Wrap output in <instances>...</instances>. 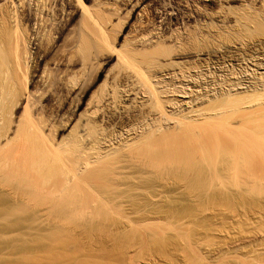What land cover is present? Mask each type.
I'll use <instances>...</instances> for the list:
<instances>
[{
    "label": "rangeland",
    "instance_id": "374dc122",
    "mask_svg": "<svg viewBox=\"0 0 264 264\" xmlns=\"http://www.w3.org/2000/svg\"><path fill=\"white\" fill-rule=\"evenodd\" d=\"M0 73V264H264V0H0Z\"/></svg>",
    "mask_w": 264,
    "mask_h": 264
},
{
    "label": "bare ground",
    "instance_id": "6f19581e",
    "mask_svg": "<svg viewBox=\"0 0 264 264\" xmlns=\"http://www.w3.org/2000/svg\"><path fill=\"white\" fill-rule=\"evenodd\" d=\"M137 2H138V1H137ZM81 5H82V4H81ZM82 10L85 12V11L87 10V8H86L85 6L82 5ZM166 15H167V14H166ZM85 28H86V27H85ZM86 29H87V28H86ZM83 32H84V31H83ZM85 32H86V31H85ZM88 36H89V35H88ZM16 38H17V37H16ZM18 38H19V37H18ZM18 38H17V39H18ZM23 42H24V41H23ZM25 42H26V41H25ZM80 42L82 43V41H80ZM83 43H84V42H83ZM18 44H19V43H18ZM80 45H81V44H80ZM17 47H18V46H17ZM24 47H25V46H24ZM15 48H16V46H15ZM28 51H29V50H28ZM199 59H200V58H199ZM20 60H21V59H20ZM22 61H23V60H22ZM18 62H19V61H18ZM24 63H25V62H24ZM23 66H24V65H23ZM161 66H162V65H161ZM21 67H22V66H21ZM17 68H18V67H17ZM24 68H25V67H24ZM159 68H160V67H159ZM8 71H9V70H8ZM20 71H21V70H20ZM5 73H7V72H5ZM11 73H12V72H11ZM0 74H1V73H0ZM23 74H24V76H26L25 73H23ZM1 76L4 78V76H3L2 74H1ZM199 77H200V76H199ZM127 78H128V77H127ZM0 79H1V78H0ZM7 79H8V78H7ZM7 79H6V80H7ZM24 80H25V79H24ZM1 81H2V79H1ZM3 82H5V80H4ZM25 82H26V81H25ZM16 83H17V82H16ZM3 84H4V83H3ZM7 84H8V83H7ZM22 84H23V83H22ZM103 85H105V84L103 83ZM115 86H116V85H115ZM110 88H111V87H110ZM180 88H181V87H180ZM105 89H106V88H105ZM111 89H112V88H111ZM127 89H128V88H127ZM115 90H116V89H115ZM191 90H192V89H191ZM0 91H1V87H0ZM1 92H2V91H1ZM112 93L114 94V92H112ZM131 93H132V92H131ZM119 96H120V94H119ZM135 99H136V98H135ZM1 101H2V100H1ZM2 102H3V101H2ZM1 104H3V103H1ZM1 104H0V105H1ZM230 105H231V104H230ZM2 106H3V105H2ZM228 106H229V105H228ZM235 106H236V105H235ZM0 107H1V106H0ZM4 108H5V107H4ZM232 108H233V107H232ZM232 108H231V109H232ZM240 108H242V107H240ZM244 108H245V107H244ZM247 108H248V107H247ZM2 109H3V108H2ZM2 109H1V112H2ZM231 109H230V110H231ZM4 110H5V109H4ZM92 112H93V111H92ZM228 112H229V111H228ZM6 113H7V112H6ZM234 113H235V112H234ZM1 114H2V113H0V115H1ZM3 114H4V111H3ZM229 114H230V113H229ZM4 117H5V116H4ZM8 117H9V116H8ZM0 119H1V118H0ZM188 133L193 134L192 132H188ZM5 136H6V135H5ZM140 136H141V135H140ZM160 138H161V137H160ZM32 139L35 140L34 138H32ZM11 140H12V139H11ZM8 142H9V141H8ZM12 142H13V141H12ZM9 143H11V142H9ZM217 143H218V142H217ZM3 146H4V145H3ZM96 148H97V147H96ZM117 148H118V147H117ZM107 149H108V148H107ZM97 150H98V149H97ZM120 150H121V149H120ZM115 151H116V150H115ZM101 152H102V151H101ZM228 157H229V156H228ZM104 158H105V157H104ZM237 158H238V159H242V160L245 159L244 157H241V156H238ZM40 160H41V158H40ZM40 160H39V161H40ZM232 162H233V161H232ZM41 163H42V161H40V164H41ZM229 164H230V163H229ZM238 165H239V163L237 164V162H236V164L234 165V167L237 168ZM48 167H49V166H48ZM230 167H231V165H230ZM230 167L228 166L227 169L230 170ZM239 167H240V166H239ZM239 167H238V168H239ZM234 170H235V169H234ZM236 171H237V170H236ZM237 173H238V172H237ZM237 173H236V174H237ZM0 202H2V201L0 200ZM0 204H2V203H0ZM36 206H38V204H37ZM27 207H28V206H27ZM30 207H31V206H30ZM19 208H20V207H19ZM21 208H22V207H21ZM13 209H14V208H13ZM14 210H15V209H14ZM17 210H19V209H17ZM19 212H21V211H19ZM0 213L2 214V211H1ZM1 214H0V215H1ZM53 234H54V233H53ZM37 243H38V241H37ZM38 245H39V244H38ZM33 246H34V245H33ZM33 246H32V247H33ZM35 246H37V245H35ZM35 246H34V247H35ZM34 247H33V248H30V250H33ZM38 251H39V250H38ZM28 257H29V256H28ZM28 259H29V258H28ZM31 260H32V259H31ZM21 261H22V260H21ZM22 262H23L24 264H31L33 261L31 262L30 260H26V259H25V260H23ZM36 262H37V261H36ZM36 262H35V263H36ZM39 262H40V261H39ZM4 263H5V262H2L1 264H4ZM23 263H22V264H23ZM32 264H33V263H32ZM37 264H38V263H37Z\"/></svg>",
    "mask_w": 264,
    "mask_h": 264
}]
</instances>
